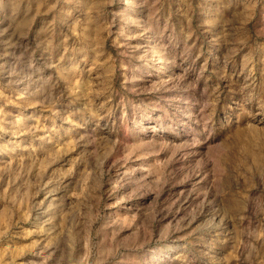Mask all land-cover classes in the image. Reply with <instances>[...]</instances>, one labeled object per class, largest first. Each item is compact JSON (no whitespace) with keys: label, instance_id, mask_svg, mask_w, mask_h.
I'll return each mask as SVG.
<instances>
[{"label":"rangeland","instance_id":"374dc122","mask_svg":"<svg viewBox=\"0 0 264 264\" xmlns=\"http://www.w3.org/2000/svg\"><path fill=\"white\" fill-rule=\"evenodd\" d=\"M0 264H264V0H0Z\"/></svg>","mask_w":264,"mask_h":264}]
</instances>
